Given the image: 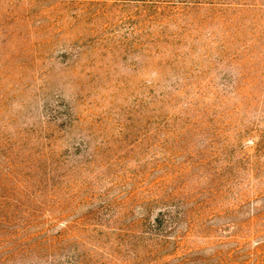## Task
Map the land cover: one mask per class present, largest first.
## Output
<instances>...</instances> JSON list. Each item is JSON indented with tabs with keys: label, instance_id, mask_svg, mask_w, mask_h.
Instances as JSON below:
<instances>
[{
	"label": "rangeland",
	"instance_id": "rangeland-1",
	"mask_svg": "<svg viewBox=\"0 0 264 264\" xmlns=\"http://www.w3.org/2000/svg\"><path fill=\"white\" fill-rule=\"evenodd\" d=\"M0 264H264V0H0Z\"/></svg>",
	"mask_w": 264,
	"mask_h": 264
}]
</instances>
